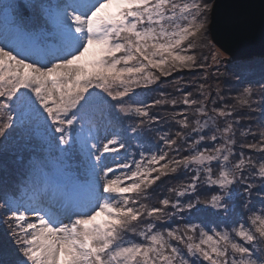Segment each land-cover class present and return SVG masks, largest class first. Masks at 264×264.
Masks as SVG:
<instances>
[{"label":"snow or ice","instance_id":"snow-or-ice-1","mask_svg":"<svg viewBox=\"0 0 264 264\" xmlns=\"http://www.w3.org/2000/svg\"><path fill=\"white\" fill-rule=\"evenodd\" d=\"M218 7L0 0L8 23L0 31V152L36 121L57 134L49 143L62 157L78 153L84 168L80 179L65 166L54 208L46 202L53 173L30 162L23 193L0 200V264H264V75L230 99L217 84L213 98L209 70L237 59L213 32ZM239 22L221 23L227 32ZM247 67L237 65L239 78ZM186 69H203L205 82L185 91L176 79L179 95L138 98L137 88L155 91ZM145 131L155 133L156 152L144 146Z\"/></svg>","mask_w":264,"mask_h":264},{"label":"rangeland","instance_id":"rangeland-1","mask_svg":"<svg viewBox=\"0 0 264 264\" xmlns=\"http://www.w3.org/2000/svg\"><path fill=\"white\" fill-rule=\"evenodd\" d=\"M44 2L50 3H63L65 0H44ZM114 10V9H113ZM8 27V23L4 22V19L0 18V31H5ZM226 58L230 59L228 56L223 57L224 63L219 66V71L217 72L214 68L210 69L209 72L212 73L209 76L207 81L208 84L212 85L213 88V98H215V86L217 84L220 85L223 93L225 94L226 99H230V97H234L241 90V84H245V79L248 78L254 84L257 81L262 79V75H264V67H262V58H252L248 60H237V62L242 61V64L248 65L246 70L242 73L243 79L239 78L241 75L239 73L238 68L234 71H228L227 67H223L224 64L228 65L235 61H226ZM241 63H238L240 65ZM204 75L203 69H192V70H184L180 72H173L171 76L162 78L164 81L158 88L156 85L152 86V89L155 91L145 88H137L136 91L139 94V99L146 100L147 102H151L152 99L157 96L158 92L164 91L172 93L173 95H179L174 91V82L176 79H181V85L184 87L185 91L195 90V87L198 83H202L199 77ZM237 86H240L239 88ZM231 103H234V100H230ZM219 103H223L220 101ZM182 107V106H181ZM260 113H256L255 116H259ZM161 128H167L168 125L162 124ZM37 122L31 121L25 129H16L12 135L9 137L7 141L4 143L7 145V150L4 152H0V200L3 199L4 196H19L24 191V184L26 180H24L23 185L19 186V182H21V178L23 176L24 179H28L29 176V164L27 163V159L32 158L33 160H41L44 161L49 170L54 174L55 161H58L60 164L66 162L71 165L72 168H78L82 165V157L78 153H74L68 157H62L60 152L56 147V141L51 142V158L45 155V150L41 148L40 143L36 137L34 138L33 131L37 129ZM42 131L45 132L43 128ZM47 134V133H46ZM57 134L53 132H49L47 137L48 141L50 137L56 136ZM103 135V132L101 133ZM131 135V134H130ZM144 146L146 148H150L152 152L157 151V139L155 133H148L145 131L143 133ZM130 151L137 153L138 156V147L137 142L135 140L130 141ZM162 147V145H160ZM28 147V148H27ZM24 148V150H23ZM17 152L18 157L14 155V152ZM127 155L126 153H121V157ZM48 158L49 162H46ZM75 160V161H74ZM109 163H112L111 158L108 160ZM129 162L131 163V158H129ZM58 170V169H57ZM26 175V176H25ZM159 183V182H158ZM155 187V186H154ZM161 187H166L165 185H161ZM161 195L166 194L161 192ZM64 195L63 192L54 191L53 193L47 192L46 194V202L52 207H56V202L61 199ZM256 198H253V201H257L258 197L254 194ZM155 202V201H151ZM102 219V218H101ZM175 226V225H173ZM5 232L6 229L0 225V241L5 240Z\"/></svg>","mask_w":264,"mask_h":264},{"label":"water","instance_id":"water-1","mask_svg":"<svg viewBox=\"0 0 264 264\" xmlns=\"http://www.w3.org/2000/svg\"><path fill=\"white\" fill-rule=\"evenodd\" d=\"M216 3L219 7L213 32L225 37L237 57L233 60L228 56L230 59L226 58V61L248 60L243 57L262 58L264 45L261 43V13L264 12V0H216ZM226 16L240 17V22L227 32L221 23Z\"/></svg>","mask_w":264,"mask_h":264},{"label":"trees","instance_id":"trees-1","mask_svg":"<svg viewBox=\"0 0 264 264\" xmlns=\"http://www.w3.org/2000/svg\"><path fill=\"white\" fill-rule=\"evenodd\" d=\"M4 22H7V21L4 20ZM238 63L242 64V61H240V62L235 61V62H232L231 64H228V65L224 64L223 67H227L228 71H234L235 72V70L237 69ZM244 81H245V84H241L242 86H247L249 82L253 83L248 78H246ZM237 87L239 88L240 86H237ZM33 135H34V138L36 137V139L38 140V143H40L41 148L45 150V155L47 157L51 158L52 152H51V150H49V149H51V147H50L51 144L49 143V141L47 139V137L49 135V132H47V134H46L44 131H42V129L37 128L35 131H33ZM137 147H138V145H137ZM23 150H24V148H23ZM14 155L16 157H18L16 151L14 152ZM26 161H27L28 164H30V162L32 161V158L27 159ZM46 162L47 163L49 162L48 158L46 159ZM54 164H55V166H53V167H54V170H55L54 171L55 175L53 176L54 179L52 180L50 187H54V188L60 187V188H62L61 187V181L65 178L63 174H64V171H65V166L66 165L70 166V167L67 168V172L69 173V175H71L73 177H78L80 179L84 178L83 165H80L78 168H75V167L72 168V166L67 164L66 162L60 164L58 161H55ZM24 180H27V179H24L23 176H22V178L20 180L21 182H19V186L23 185ZM253 198H256V197L253 196ZM240 211L242 212L243 209H240Z\"/></svg>","mask_w":264,"mask_h":264}]
</instances>
